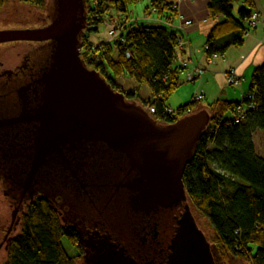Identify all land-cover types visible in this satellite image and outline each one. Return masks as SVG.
<instances>
[{"label": "water", "instance_id": "obj_1", "mask_svg": "<svg viewBox=\"0 0 264 264\" xmlns=\"http://www.w3.org/2000/svg\"><path fill=\"white\" fill-rule=\"evenodd\" d=\"M47 10V14L25 6L6 10L5 16L14 12L17 20L24 13L23 18L30 22L50 23L0 30V42L48 41L51 45L43 53L45 67L35 81L37 102H29L32 85L20 87L21 112L0 120V128L36 123L28 170L23 176L21 168L13 167L24 191L52 157H60L71 169L69 153H88L93 196L84 198L78 207L86 215L105 219L100 264H216L212 243L193 214L183 181L185 168L211 120L208 107L200 104L195 112L161 123L142 103L128 99L85 63L80 41L87 20L85 0H50ZM35 45H21L26 47L22 60ZM17 65L0 60V71ZM3 168L8 170V162ZM0 187L3 205L9 206L2 222L7 233L0 240L1 248L21 217H16L19 208L13 211L3 185ZM65 189L69 198L72 194L78 200L84 197ZM165 233L170 237L167 249L160 246ZM115 236H122L123 244L114 243Z\"/></svg>", "mask_w": 264, "mask_h": 264}, {"label": "trees", "instance_id": "obj_2", "mask_svg": "<svg viewBox=\"0 0 264 264\" xmlns=\"http://www.w3.org/2000/svg\"><path fill=\"white\" fill-rule=\"evenodd\" d=\"M9 0H0V10ZM43 6L44 0H19ZM139 0H97V7L86 2V27L82 32V58L88 67L98 70L112 86L128 99L140 100L161 123H171L197 110L192 101L176 109L177 116L167 112L170 96L180 86L178 37L181 35L162 23H133L129 7ZM242 5L235 15L234 4ZM171 0H151L147 12H155L170 22L177 15ZM254 6L252 0H209L216 22L207 37L208 55L225 52L243 44L251 29L247 19ZM124 15L120 37L97 39L100 23ZM92 14L98 16L93 18ZM205 44V45H206ZM43 53L51 50L46 44ZM129 54V55H128ZM130 76L146 84L151 97L144 99L138 89L124 90L117 78ZM240 101H217L208 106L211 120L199 138L194 158L187 164L183 181L188 200L197 213L211 226L209 238L216 264H264V157L255 146L254 134H264V63L253 72L250 87ZM245 106L243 119L236 122L237 108ZM27 166V165H26ZM25 166V167H26ZM193 211V209H192ZM20 231L7 241L6 257L0 264H84V250L78 233L65 223L56 207L37 196L24 206ZM67 238L76 248L71 255L65 246Z\"/></svg>", "mask_w": 264, "mask_h": 264}, {"label": "flooded vegetation", "instance_id": "obj_3", "mask_svg": "<svg viewBox=\"0 0 264 264\" xmlns=\"http://www.w3.org/2000/svg\"><path fill=\"white\" fill-rule=\"evenodd\" d=\"M48 18L51 20L49 16ZM31 42L36 45L24 56L21 63L15 68H4L0 71V120L13 118L21 112L23 102L19 97L20 87L32 85L28 91L29 102L33 104L37 102L39 88L35 81L39 72L45 67L43 48L49 42ZM35 127L36 123L34 122H20L0 128V182L3 185V190L13 205V211L15 208H19L16 217H20L25 204L30 200L37 196L46 198L56 207L63 221L72 226L78 233L80 244L84 250L85 264H100L103 255L101 251L103 248L102 240L106 233L105 219L99 216L94 218L86 215L79 209L85 199L93 196V190L89 186L92 174L89 170L90 161L87 160L88 153H69L71 169L60 157H52L27 191H24V185L21 184L19 179L21 176L19 177L15 173L14 166L21 168L23 176L29 168L32 135ZM5 162H8V170H3ZM65 188L71 189L73 193L82 194L84 197L78 200L71 193L72 198H69V190ZM176 211L173 209L172 214L175 215ZM169 238L168 233L162 234L160 246L162 245L165 249L169 248ZM112 239L114 243L123 244L124 238L122 236H115ZM136 247L137 245H135V249Z\"/></svg>", "mask_w": 264, "mask_h": 264}, {"label": "crops", "instance_id": "obj_4", "mask_svg": "<svg viewBox=\"0 0 264 264\" xmlns=\"http://www.w3.org/2000/svg\"><path fill=\"white\" fill-rule=\"evenodd\" d=\"M171 1L177 5V15L170 22L167 23L163 16L159 17L155 12H147V7L145 16L146 19H153L155 23L169 25L185 39V48L181 50L176 65L180 66L184 59H187L188 63L183 70H180L181 84L170 96L168 105L175 109L196 101L198 109V106L204 102L208 107L217 101H240L248 92L254 70L264 63V0H252L254 6L251 9L259 12V22L247 32L243 44L229 47L215 59L208 55L204 47L212 28L216 22L222 21L223 17L210 16L209 0ZM242 5L244 4L240 1L239 6ZM237 12L236 10V16ZM186 20L192 22L185 24ZM135 21L131 19V23ZM108 22L110 26L114 21L108 18ZM103 38L110 39L109 36ZM194 66L203 67V71L193 81H189L187 72ZM231 71H235L240 76L241 82L229 84L228 76ZM198 95H202V99L196 100ZM137 101L141 103L140 100ZM258 134L264 140L263 132L257 130L254 134V142Z\"/></svg>", "mask_w": 264, "mask_h": 264}, {"label": "rangeland", "instance_id": "obj_5", "mask_svg": "<svg viewBox=\"0 0 264 264\" xmlns=\"http://www.w3.org/2000/svg\"><path fill=\"white\" fill-rule=\"evenodd\" d=\"M50 0H44L43 6H35L32 4L28 3H23L20 2L19 0H9L7 4L0 10V30L4 29H15V28H36V26H40L36 22H30L28 20H25L24 13H19L18 20L16 18V14L14 12H8L5 16V11H12L13 8H18V7H26V9H30L32 11L36 12H41L44 14L48 13L47 10V4L49 3ZM89 5L90 3L88 1ZM150 4V0H140L137 3L131 4L129 7V18L127 21H131V19L137 20L139 23H151L154 24L155 22L150 19H146L145 16L147 14L146 12V7ZM240 2H236L234 4L235 7V12L236 10L240 8ZM110 13L115 15L114 11L111 10ZM108 14L106 15V20L99 25V32L103 34H96L97 39L103 38L105 36H109L111 39L112 36L109 34V29L111 28L112 23L108 22ZM118 19V16L115 15L114 19ZM109 26V28H108ZM99 37V38H98ZM28 43H33L31 41H8V42H0V60L3 61L5 64L14 66L17 65L21 60L23 54L26 52V47H22L21 45H26ZM82 51V50H81ZM82 55V53H81ZM219 58V57H218ZM117 84L121 86L124 90L130 91L133 89H138L139 93L142 98L146 99L148 97H151V91L149 87L146 84H142L138 82L137 80L131 78L130 76L123 75L121 77L117 78ZM135 100V99H134ZM137 101V100H136ZM203 106H206V103H202ZM147 108V107H145ZM255 146L257 152L264 157V140L262 139V136L258 134L255 138ZM0 184H2L0 182ZM0 194H2V188L0 187ZM5 199L4 195H0V240H3L4 234L7 233V229L3 228V223L5 216L7 215V210L9 209V206L4 204L2 200ZM193 209V214L195 218L198 221V224L202 229H204V233L207 236V239L211 237L213 234V230L210 226V224L203 218L201 217L197 211ZM20 231V226L16 225V228L13 232V235L18 234ZM210 241V240H209ZM211 242V241H210ZM64 243L66 248L68 249L69 253L71 255H77L78 254V248H76L74 245H72L71 242L67 238H64ZM212 243V242H211ZM6 243L0 248V263L5 259L6 257V249H5ZM211 249H212V244H211ZM213 251V249H212ZM214 254V253H213ZM85 264V263H84Z\"/></svg>", "mask_w": 264, "mask_h": 264}, {"label": "built area", "instance_id": "obj_6", "mask_svg": "<svg viewBox=\"0 0 264 264\" xmlns=\"http://www.w3.org/2000/svg\"><path fill=\"white\" fill-rule=\"evenodd\" d=\"M88 1L90 3H92L94 8L97 7V0H88ZM176 6L177 5H175L174 7H176ZM92 16L94 19L98 18V16H96L95 14H92ZM125 19H126V16L118 15V19L116 18V20H114V22L111 25V28L109 29V34H110V36H112L111 39L120 37L121 42H125V37L120 35L121 27L123 26V21ZM191 22H192L191 20H186L185 24H190ZM258 22H259V12L254 10L252 12L251 16L249 17V19H247V23H248L250 28H253L257 25ZM178 48L181 50H183L185 48V39H184V36L182 34L178 37ZM204 48H205V50H207L209 48V45L206 44ZM220 56H221L220 53L214 52L211 55V58L215 59V58H218ZM187 63H188L187 59L182 60L179 69L183 70L187 66ZM202 71H203V67L194 66V68L192 70H189L187 72V79L189 81H193L195 77H197L198 75H200L202 73ZM228 82H229V84H236L238 82H241V78L235 71H231L229 73V76H228ZM245 96L246 95H244L242 98L244 99ZM202 97H203L202 95H198L196 97V100H200V99H202ZM148 108H149L150 112L156 111L154 106H150ZM244 111H245V106L243 104L239 105L237 108L236 122H239L240 120L243 119ZM167 112H169L175 116L178 115L176 112V109H174L172 107H168Z\"/></svg>", "mask_w": 264, "mask_h": 264}]
</instances>
